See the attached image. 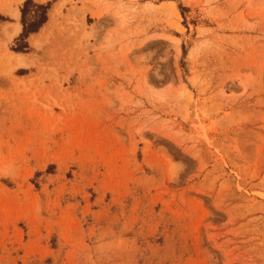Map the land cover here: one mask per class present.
<instances>
[{
  "label": "rangeland",
  "instance_id": "374dc122",
  "mask_svg": "<svg viewBox=\"0 0 264 264\" xmlns=\"http://www.w3.org/2000/svg\"><path fill=\"white\" fill-rule=\"evenodd\" d=\"M26 1L0 0V264H264V0H33L29 36Z\"/></svg>",
  "mask_w": 264,
  "mask_h": 264
},
{
  "label": "trees",
  "instance_id": "16d2710c",
  "mask_svg": "<svg viewBox=\"0 0 264 264\" xmlns=\"http://www.w3.org/2000/svg\"><path fill=\"white\" fill-rule=\"evenodd\" d=\"M49 10V4L37 5L33 0H27L22 9V21L24 26L23 35L29 36L37 33L47 23ZM31 14L32 18L30 22L27 23V18Z\"/></svg>",
  "mask_w": 264,
  "mask_h": 264
},
{
  "label": "bare ground",
  "instance_id": "6f19581e",
  "mask_svg": "<svg viewBox=\"0 0 264 264\" xmlns=\"http://www.w3.org/2000/svg\"><path fill=\"white\" fill-rule=\"evenodd\" d=\"M22 2L23 0H15V2L12 5H10V7L7 10L9 15L15 20H19L20 18V12L18 8L22 4ZM20 30H21L20 26H15L13 35L16 36L20 32ZM15 56L17 57L18 60H21L22 58L21 55H15Z\"/></svg>",
  "mask_w": 264,
  "mask_h": 264
},
{
  "label": "crops",
  "instance_id": "0c3cea01",
  "mask_svg": "<svg viewBox=\"0 0 264 264\" xmlns=\"http://www.w3.org/2000/svg\"><path fill=\"white\" fill-rule=\"evenodd\" d=\"M19 12H20V10H19ZM19 19H20V18H19ZM18 21H19V20H18ZM17 25L20 26L19 24H17ZM17 25H16V26H17ZM20 27H21V26H20Z\"/></svg>",
  "mask_w": 264,
  "mask_h": 264
}]
</instances>
